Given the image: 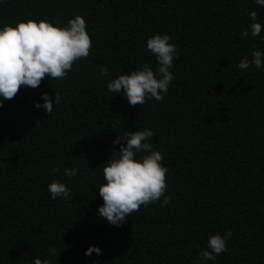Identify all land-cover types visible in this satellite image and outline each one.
<instances>
[{"label": "trees", "instance_id": "16d2710c", "mask_svg": "<svg viewBox=\"0 0 264 264\" xmlns=\"http://www.w3.org/2000/svg\"><path fill=\"white\" fill-rule=\"evenodd\" d=\"M253 11L264 26L255 0H0V28L28 19L64 27L79 14L92 38L67 79L21 88L0 108V264H264V68L237 67L254 46L264 51V30L251 35ZM154 34L177 46L175 79L161 102L133 107L107 83L145 63L156 71L146 46ZM45 92L53 103L61 95L52 113L34 106ZM145 128L171 200L115 227L98 214L103 164L119 151L117 135ZM66 167L79 172L68 177ZM53 180L71 197L53 200ZM227 229L228 251L198 259ZM90 246L102 255H85Z\"/></svg>", "mask_w": 264, "mask_h": 264}, {"label": "clouds", "instance_id": "9594fccd", "mask_svg": "<svg viewBox=\"0 0 264 264\" xmlns=\"http://www.w3.org/2000/svg\"><path fill=\"white\" fill-rule=\"evenodd\" d=\"M259 6H264V0H255ZM252 23L249 25L251 35L259 36L264 26L256 22L257 13H250ZM246 30L242 36L247 37ZM172 37L168 34H154L147 39V49L154 54L158 68L154 72L152 66L145 63L140 69L130 74H120L107 83L109 92L126 97L129 105L143 106L148 100L156 102L163 100L169 90L170 83L175 79L170 71L174 60L178 58L177 46L170 43ZM92 38L87 31V22L77 14L61 27L45 20L28 19L20 21L15 26L6 24L0 28V108L5 100L13 99L21 88H38L45 78L51 80L67 79L74 63L90 55ZM254 65L264 68V51L254 46L251 59H241L237 67L247 70ZM106 66L101 67L102 74H108ZM43 103H35L36 108H43L52 113L54 106L61 100L59 92H55V100L48 93H42ZM154 130H125L117 135L111 149L109 159L103 164V179L105 183L98 187L103 204L98 207L99 217L115 227L122 226L141 206L147 208L150 204L161 202L166 207L170 195H165L168 189V168L163 164V155L153 150L150 139ZM126 141V143H121ZM139 156V158H138ZM59 172V167L53 169ZM79 172L76 167L64 169L68 177H75ZM47 190L53 200L68 199L72 192L60 180H53L47 185ZM232 236L227 229L222 236L212 234L208 238L207 248L199 252L198 259L215 261L217 256L228 251L227 240ZM57 249L51 247L49 256H55ZM95 252L102 255L97 246H90L85 255ZM33 264H51L49 258L36 257ZM98 264V262H94Z\"/></svg>", "mask_w": 264, "mask_h": 264}]
</instances>
